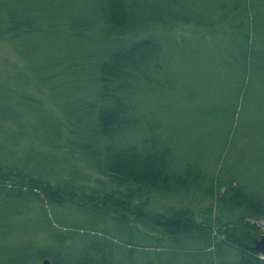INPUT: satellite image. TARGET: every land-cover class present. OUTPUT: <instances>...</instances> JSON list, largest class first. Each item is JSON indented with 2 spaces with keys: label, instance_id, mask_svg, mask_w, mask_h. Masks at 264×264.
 <instances>
[{
  "label": "trees",
  "instance_id": "16d2710c",
  "mask_svg": "<svg viewBox=\"0 0 264 264\" xmlns=\"http://www.w3.org/2000/svg\"><path fill=\"white\" fill-rule=\"evenodd\" d=\"M175 22L189 24L194 35L172 28ZM152 25L161 29L147 28ZM0 38L49 83L65 119L46 120L42 108L28 105L32 94L9 84L14 73L0 74L6 79L0 80V237L27 197L69 202L99 216L111 211L119 230L126 225L143 238L142 244L134 235L121 244L57 229V245L39 252L0 244V264L39 256L50 264H134L136 255L157 264L167 250L177 251L175 264H264V254L253 248L264 219V121L247 140L233 137L235 113L247 104L255 110L264 105V0H0ZM174 59L190 65L198 88L208 86L210 68L225 72L226 97L234 100L231 125L211 171L200 154L162 137L155 110L141 108L146 94L184 86V76L170 65ZM229 144L239 149L230 159L224 156ZM59 148L68 157L63 177L49 153ZM78 165L89 174L76 175ZM154 192L192 195L208 206L200 220L188 205L154 210L147 206ZM189 237L201 245L189 244ZM65 238L72 242L63 244ZM226 247L235 249L232 258Z\"/></svg>",
  "mask_w": 264,
  "mask_h": 264
},
{
  "label": "rangeland",
  "instance_id": "374dc122",
  "mask_svg": "<svg viewBox=\"0 0 264 264\" xmlns=\"http://www.w3.org/2000/svg\"><path fill=\"white\" fill-rule=\"evenodd\" d=\"M167 25L168 24L165 26ZM147 28L159 30L160 27L152 25V27L149 26ZM172 28L182 30L183 32L188 31L186 35L190 38L194 35V33L189 34V31L192 30L189 24L175 22ZM210 39L216 41L215 34H211ZM185 63L186 61L177 59H174L173 62L170 63L176 72L179 71L184 76V86L179 91H168L169 88H166L160 92L146 94L141 108L145 111L155 110L162 124V137L167 138L171 136L181 148L191 150L194 154H200L201 157L208 162L206 166L211 171L215 168V164L212 163L215 162L213 160L216 159L221 148L227 144L223 141L224 135H222V133L231 125L230 112L232 111L234 100L233 98L226 97L229 92H227L225 88H229V86L226 81H224L225 72L223 69L210 68L208 86L206 88H198L200 81L196 74L190 69V65ZM29 69L24 66V62L15 52L12 44L7 39L0 38V74L10 73L12 75L14 73L12 79L9 80V84L16 87L18 91H26L36 98L35 101H30L28 105H30L33 110L42 108L43 111L41 114H44L46 120L49 119V121L53 123L59 122L60 124L63 122L64 124L65 119L62 112L54 105L56 103L49 94V83L39 81ZM22 71L29 77L28 79L25 80ZM0 80L3 82L6 81L4 77H1ZM220 85L221 88L218 90ZM222 88H224V92H221ZM40 109L38 111H40ZM235 117V134H233V137L237 139L240 135L239 140H247L250 133L256 130L258 124L264 121V105L261 104L260 110H255L247 104L239 113H235ZM62 128L61 137L65 135V127L62 126ZM237 141L238 140H233L231 143H237ZM25 142L27 141H24V143ZM240 145L244 146L245 143ZM216 146L219 148H216L212 153V148ZM261 148H264V141L261 143ZM238 150L239 149L229 144L228 147L224 149L225 158L230 159L233 156V152ZM64 152L65 150L63 148L49 152L50 155H54L53 160L57 162L55 168L61 171L60 176L62 177L68 174L66 170L68 157L64 156L63 158ZM249 154L254 156V151H250ZM244 164L245 162L241 165ZM76 169V175L81 174L82 177H84L89 174L88 169L80 168V165H78ZM71 176H74L72 170ZM95 176V173L90 174V182L93 183ZM102 178L108 183L107 177L102 176ZM19 205V214L16 219L12 221L11 227H9L6 234L0 237V244L4 245L7 243L13 247L26 246L38 250L37 252H39L41 248L43 249V247L49 243L57 245V242L53 238V234L57 233V229L64 233L76 229L80 235L92 232L96 233L100 240L104 237H109L121 244H123L127 238L133 239V235L136 239L139 238L135 236L139 233L135 231V229H133L132 234L129 233L126 230L128 229L126 225H124L125 230H119L115 226L113 219L114 213L111 211L105 216H99V214L93 210L88 211L83 207L69 202L55 204L48 203L45 200L40 202L27 197L20 201ZM163 205H171L174 207L188 205L193 207L195 218L200 220L203 218V209L208 206V201L199 200L192 195L174 196L162 195L156 192L150 195L147 204L148 207L154 210H160ZM43 207H45L46 211L43 210ZM46 218L49 220V225L47 224L48 221L46 222L45 220ZM130 223L139 227L141 226L137 221H130ZM259 223V234L264 233V220H261ZM143 227L144 226L141 228ZM157 233H160V231H157ZM75 239L78 244L82 243L77 235ZM212 239L217 240L218 238L213 237ZM140 240H143V238L140 237ZM140 240L138 239L136 242L142 244ZM165 241L167 242L166 238ZM185 241L189 244L201 245V242L191 237L185 239ZM71 242V238H65L63 244H70ZM173 248L177 249L176 247ZM168 249L170 248L168 247ZM176 253L177 251L172 253L170 250L160 252L157 264H165L167 261L171 260V264H175L173 256ZM234 255L235 249L226 247L225 256L232 258ZM44 257L39 256L36 259L30 258L25 264H41ZM135 258L138 259V261L134 260V264H146L142 256L136 255Z\"/></svg>",
  "mask_w": 264,
  "mask_h": 264
},
{
  "label": "water",
  "instance_id": "95a60500",
  "mask_svg": "<svg viewBox=\"0 0 264 264\" xmlns=\"http://www.w3.org/2000/svg\"><path fill=\"white\" fill-rule=\"evenodd\" d=\"M253 248L264 253V233H260L258 236L253 238ZM41 264H50L49 258L44 257L41 261Z\"/></svg>",
  "mask_w": 264,
  "mask_h": 264
}]
</instances>
